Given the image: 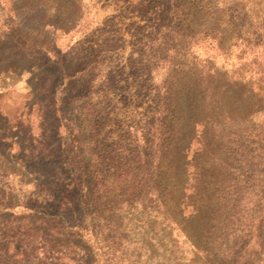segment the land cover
Returning <instances> with one entry per match:
<instances>
[{
    "label": "rangeland",
    "instance_id": "rangeland-1",
    "mask_svg": "<svg viewBox=\"0 0 264 264\" xmlns=\"http://www.w3.org/2000/svg\"><path fill=\"white\" fill-rule=\"evenodd\" d=\"M0 264H264V0H0Z\"/></svg>",
    "mask_w": 264,
    "mask_h": 264
},
{
    "label": "trees",
    "instance_id": "trees-1",
    "mask_svg": "<svg viewBox=\"0 0 264 264\" xmlns=\"http://www.w3.org/2000/svg\"><path fill=\"white\" fill-rule=\"evenodd\" d=\"M167 121V120H166ZM162 124H165V127H164V134L161 135V138H160V145H161V148L162 149H157L156 151H150L148 152V155H147V162L148 164H152L155 160H157V164H160L161 162H164V160H166L168 157H171L172 159H176V160H181V155L182 156V160H184L185 158V154L181 151V150H178V147L179 145H181L183 142H184V138L182 137V135L178 134L177 132H174L173 130H170L168 128V122H163L161 121V125ZM163 127V126H162ZM206 138V137H205ZM172 144H175L173 147L171 146ZM204 150H205V147H204ZM202 150V151H204ZM203 154H206L205 153H199L197 152V156H202ZM200 156V157H201ZM199 158V157H197ZM246 158L241 157V160H245ZM186 164H189V162H185Z\"/></svg>",
    "mask_w": 264,
    "mask_h": 264
}]
</instances>
